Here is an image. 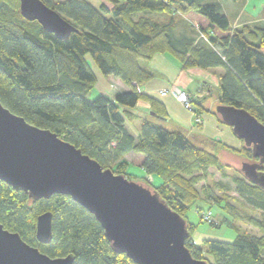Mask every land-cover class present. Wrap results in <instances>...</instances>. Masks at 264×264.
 Returning <instances> with one entry per match:
<instances>
[{
    "label": "trees",
    "instance_id": "1",
    "mask_svg": "<svg viewBox=\"0 0 264 264\" xmlns=\"http://www.w3.org/2000/svg\"><path fill=\"white\" fill-rule=\"evenodd\" d=\"M41 1L77 32L59 40L37 21L22 16L20 0H0L2 105L29 124L59 135L104 169L130 180L136 177L128 173L125 157L135 154L132 163L161 179L151 187L184 219L202 195L234 210L226 195L217 197L213 190L197 186L196 172L206 177L211 166L227 176L218 157L199 146L194 141L197 137L170 131L154 121H168V114L162 102L139 91L141 84L155 76L140 61L168 53L185 69H222L219 105L245 109L264 124V22L233 28L214 0H103L99 8L90 0ZM142 14H181L186 20L174 17L161 22L139 18ZM179 23L185 29L180 30ZM87 56L104 76L119 79L129 91L91 100L98 78ZM140 101L149 102L150 114L155 115L134 113ZM194 102L200 107L197 114L205 109L202 101ZM212 114L224 124L215 111ZM137 120L141 127L135 136L127 123ZM242 148L251 156V149ZM247 181L244 176L234 177L236 192L264 216V189ZM46 212L53 214L50 244L36 237L38 217ZM0 222L51 258L72 255L74 264H135L114 251L96 217L69 196L35 201L0 181ZM187 223L190 237L186 245L194 258L208 264H264V236L233 228L237 230L233 242L205 239L197 245L192 237L196 226ZM254 224L264 229V220Z\"/></svg>",
    "mask_w": 264,
    "mask_h": 264
},
{
    "label": "water",
    "instance_id": "2",
    "mask_svg": "<svg viewBox=\"0 0 264 264\" xmlns=\"http://www.w3.org/2000/svg\"><path fill=\"white\" fill-rule=\"evenodd\" d=\"M22 16L37 21L59 40L77 29L41 0H20ZM258 164L244 163L242 172L264 189V124L249 111L218 105L215 110ZM152 115H155L153 112ZM0 181L24 191L35 201L54 195L71 197L93 214L116 253L135 264H208L193 257L186 243V219L173 211L159 193L145 184L104 169L96 160L59 135L29 124L0 101ZM37 240H53V214L38 217ZM75 257L51 258L0 222V264H74Z\"/></svg>",
    "mask_w": 264,
    "mask_h": 264
},
{
    "label": "rangeland",
    "instance_id": "3",
    "mask_svg": "<svg viewBox=\"0 0 264 264\" xmlns=\"http://www.w3.org/2000/svg\"><path fill=\"white\" fill-rule=\"evenodd\" d=\"M58 1L64 2L66 0ZM102 1L103 0H90V3L94 7L99 8ZM257 6L259 8V5ZM180 15L181 14H176L175 16L174 14H142L139 15V18L149 17L161 22H169L174 17L179 18V20H186L184 17H182V15ZM187 23L189 24L188 21ZM179 29L183 30L185 29V26L179 23ZM87 60L91 64L98 78L97 85L89 95L91 100L97 98L99 95H106L114 98L115 95L121 93V91L124 90V86L118 81L119 79L104 76L90 56H87ZM140 64L147 65L148 61L141 60ZM215 92H217L216 95H218V89L213 91L214 94ZM218 101L220 102V99H218ZM181 105L183 109L190 115L193 117L195 116V113L193 114V112L187 110L183 104ZM202 118L204 125L201 131H203V134H206L211 139L206 140L205 138L197 137L194 139V141L199 146L204 147L209 152L215 154L218 157L223 171L227 176H223L220 169L216 166H211L208 169V175L206 177L202 176V172H196L195 175L199 178L197 185L198 189L201 190L202 187L209 190L211 189L214 191L217 197H224V195H226L229 203L233 205L234 210H228V208L225 209L224 202L221 203V205H217L214 200L206 199L205 196L202 195L196 204L191 206L186 215V221L196 226L192 236L194 242L197 245H201L205 239L233 242L237 237V230L233 228H237L240 230V232L251 234L253 236H264V229L259 228L254 224L256 221L261 222L264 220L263 214L260 211L253 209L245 202V200L236 192V187L233 183L234 177L243 179L240 169L243 163H245V161L249 159L248 157H250L248 156V152L242 148V141L235 136L232 129L225 124H220L217 121L216 116L212 115L208 111H203ZM155 121L157 124L168 130L172 129V126L165 121L160 119H156ZM139 124L141 123H127L128 127L134 134H136L134 128L136 129V126ZM195 125L197 124L195 123ZM196 129L200 130L199 127ZM222 143L239 151L235 152L230 148L225 147ZM132 159V157H129V160ZM130 162L131 164L128 168V173L135 175V182L145 184L149 187H151L152 182L155 186H158L161 183L160 178L145 174L142 168L132 163V161Z\"/></svg>",
    "mask_w": 264,
    "mask_h": 264
},
{
    "label": "crops",
    "instance_id": "4",
    "mask_svg": "<svg viewBox=\"0 0 264 264\" xmlns=\"http://www.w3.org/2000/svg\"><path fill=\"white\" fill-rule=\"evenodd\" d=\"M214 1L221 4L223 12L228 16L233 28H240L246 25H261L264 22V0H240L238 2L232 0ZM257 5H259V8ZM141 67L145 70L154 72L155 76L151 80L141 84L138 87L139 91L156 98L164 104L168 114V121L165 122L172 126L170 131L181 130L185 131L187 135L192 137H202L208 140L211 139L201 131L204 125L202 113L203 111H208L212 114V111H215L216 107L219 105V97L216 95L217 92L214 94L213 91H216L219 87L220 76L223 73V70H203L200 68L185 69L179 60L168 53H165V55H155L151 60H148L147 65H141ZM118 81L121 82L120 80ZM122 85L124 86V90L121 92L129 91L127 86L123 83ZM169 89H175L178 92H187L192 97L198 94L203 95L202 97L197 98V100L202 101L205 107V109L199 113L202 119L201 124L195 125V116L193 117L185 111L181 103L173 95L167 94L163 96L161 94L162 91ZM210 95H212V97H209ZM150 108L151 105L149 102L140 101L133 112L144 117L150 114ZM197 108L200 107L197 105ZM136 122L141 123L140 120L134 121L133 123ZM136 127V129L134 128L136 134H134L130 128L129 130L132 134L138 136L141 124ZM197 127H199L200 130H197ZM129 157L133 158V153H130L125 157L130 166V161L132 160H129Z\"/></svg>",
    "mask_w": 264,
    "mask_h": 264
},
{
    "label": "built area",
    "instance_id": "5",
    "mask_svg": "<svg viewBox=\"0 0 264 264\" xmlns=\"http://www.w3.org/2000/svg\"><path fill=\"white\" fill-rule=\"evenodd\" d=\"M161 94L163 96H165L167 94L173 95L181 104L184 105V107L187 110H190L193 113H195L196 124L202 123V119H201L200 115L196 113L197 108H195V107H197V104L194 102L195 100H197V98L202 97L203 96L202 94H198V95H195L194 97H192L187 92H184V91L178 92L175 89L164 90L161 92Z\"/></svg>",
    "mask_w": 264,
    "mask_h": 264
},
{
    "label": "flooded vegetation",
    "instance_id": "6",
    "mask_svg": "<svg viewBox=\"0 0 264 264\" xmlns=\"http://www.w3.org/2000/svg\"><path fill=\"white\" fill-rule=\"evenodd\" d=\"M244 145V144H243ZM249 159H247L246 161H245V163H251V164H258L259 163V160L258 159H255V158H253V155L251 154V156L250 157H248ZM244 164V163H243ZM258 171L260 172V173H264V165H260L259 166V168H258ZM240 172H241V174L244 176V174H243V172H242V167H241V169H240ZM245 177V176H244Z\"/></svg>",
    "mask_w": 264,
    "mask_h": 264
}]
</instances>
